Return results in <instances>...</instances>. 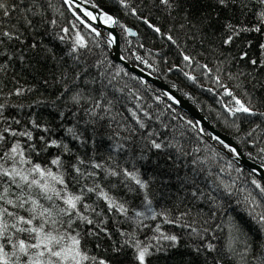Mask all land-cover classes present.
Wrapping results in <instances>:
<instances>
[{
    "label": "trees",
    "instance_id": "16d2710c",
    "mask_svg": "<svg viewBox=\"0 0 264 264\" xmlns=\"http://www.w3.org/2000/svg\"><path fill=\"white\" fill-rule=\"evenodd\" d=\"M81 1L112 15L125 28L135 30L137 36L133 38L116 25L123 57L155 74L188 99L218 130L233 138L248 158L262 165L264 154L259 148L264 147V118L231 115L225 110L231 97L223 95L224 88L215 83L219 76L244 101L249 99L247 92L255 109L264 112V69L256 71L247 59L239 58L244 51L252 58L259 57L264 35L243 33L232 44L223 43L226 36L223 25L229 19L234 24L254 22L251 7L243 9L237 4L221 9L218 17H212L210 26L206 22L197 30L189 28L185 13H191L195 23L199 19L197 13L207 15V12L201 13V5H193V0H171V7L159 0H125L128 8L119 0ZM29 2L24 0L25 4ZM8 3L11 6L12 0ZM37 4L34 8L37 14H27L32 20L31 27L18 19L16 12L3 18V30H18L23 43L12 40L0 46L11 56V59L0 56V64H6L0 71V103L5 104L3 116L8 118L0 119V131L9 124L16 131L27 128L37 138L28 143H36L38 147L43 143L38 139L40 136L46 141H58L60 148L41 149L38 155L31 149L26 152L34 163L52 167L54 172L57 169L50 161L57 155L64 168L82 159L85 161L80 165L82 170L99 171L106 190L125 204L132 217L126 219L118 213L107 217L104 226L117 244L124 239L121 231L133 232L140 240L155 243L152 238L158 235L157 225L163 233L178 236L177 247H167L168 242L162 241L165 250L149 257L148 264H204L205 256L194 249L209 241L218 251L225 248L233 224L255 239L258 226L248 215L252 206L244 199L249 192L260 198L259 190L251 183L256 179L264 185L260 177L229 157L228 149L207 131H200V126L194 128L197 122L168 100L164 92L145 81L141 83V79L115 63L110 43L82 25L64 0H37ZM133 9L136 15H132ZM145 19L160 27L161 33L149 28ZM53 20L55 24L51 23ZM65 28L67 33L63 31ZM76 33L84 38L87 47L72 52ZM169 35L176 43L167 38ZM61 36L65 39L61 40ZM249 41L251 47H247ZM33 42L38 45L35 49L29 47ZM184 54L192 57L190 64L183 60ZM20 56L24 59L20 60ZM136 56L151 67L141 64ZM203 65L211 68L212 73H206ZM120 68L124 71H119ZM17 88L24 90L22 96L9 95ZM77 93L78 103L72 99ZM16 120L20 123L16 124ZM32 120L48 131L32 128ZM19 139L25 144L26 138ZM153 141L161 147L155 148ZM65 144L68 151L63 147ZM92 163L103 168L92 169ZM105 170H115L120 175L107 176ZM125 170L134 173L145 187L124 177ZM260 199L264 203V198ZM98 203L104 207L102 201ZM146 207L157 213L156 219L140 222L135 212H145ZM166 219L175 223H167ZM205 228L209 231L205 232ZM86 239L92 252L110 264H137L133 250L127 246L114 252L112 247L116 245L107 240L102 241L101 248H95L93 238ZM223 264L234 261L225 256Z\"/></svg>",
    "mask_w": 264,
    "mask_h": 264
},
{
    "label": "snow or ice",
    "instance_id": "6c2138e0",
    "mask_svg": "<svg viewBox=\"0 0 264 264\" xmlns=\"http://www.w3.org/2000/svg\"><path fill=\"white\" fill-rule=\"evenodd\" d=\"M64 2L71 4L72 0H64ZM119 2L124 8H128L125 0H119ZM159 3L171 7V0H159ZM195 4L201 5V13L207 12V15L197 13L199 19L195 23L191 18L192 14L185 13V20L189 28L197 30L204 26L206 22L210 26L213 22L212 17L214 15L218 17L221 9H228L237 4L243 9L251 7L254 18L253 23L234 24L229 19L223 25L226 32L223 40L225 45L232 44L243 33L264 35V0H193V5ZM35 7H38L37 0H30L28 4H25L24 0H12L11 6L8 0H0V46L12 40L23 43L21 40L22 34L18 30H3V18L11 17L12 13L16 12L18 14L17 18L22 19L27 27H31L32 20L28 18L27 14H37L34 11ZM93 7L96 6L93 5ZM84 15L93 21L97 19L88 11H85ZM132 15H136L135 9L132 10ZM100 19L109 27L119 25L129 35H135L134 32L114 19L112 15L101 13ZM51 23L55 24V21L53 20ZM81 23H84V21L81 20ZM144 23L154 32L161 33V28L154 26L147 19L144 20ZM86 26L90 27L89 25ZM184 26V24H181V27ZM63 31L67 33L68 29L65 28ZM92 31L97 36L100 35L96 29L93 28ZM109 36L111 38L109 42H115V37L111 34ZM167 38L176 43L171 35ZM60 39L64 40L65 37L61 36ZM37 46L34 42L29 45L33 49ZM251 46V41H249L247 47ZM86 47L87 44L84 38L76 33L71 51L76 52L78 48ZM259 49L260 56L257 58L249 56L247 51H244L239 57L241 60L247 59L256 71L264 69V42L259 44ZM0 56H8V59H11V56L2 47H0ZM19 59L23 60L24 57L20 56ZM121 59H124V57H121ZM136 59L141 64L151 67L140 56H136ZM183 60L190 64L192 57L184 54ZM4 67H6V64H0V71H3ZM202 67L208 74L213 71L207 65ZM119 71H124V69L120 68ZM125 74L127 75L126 72ZM185 75L188 76V79L195 81L194 77L187 73ZM133 78L137 79L136 77ZM140 82L143 83L144 81L141 79ZM215 83L224 88L223 95L231 97L230 104L225 105V110L231 115L235 116L237 113H241L250 117L259 116L264 118V112L255 109L251 96L247 92L245 95H248L249 99L244 101L238 98L227 85H224L219 76L215 78ZM23 94L24 90L22 88H17L9 93V95L14 96H22ZM164 95L173 104L179 103L169 93L165 92ZM72 99L78 103L80 100L79 93L73 96ZM4 108L5 104L0 103V119L6 121L8 118L3 116ZM133 115L135 116V113ZM137 122L139 123V121ZM15 123L19 124L20 121L16 120ZM31 124L32 128L40 129L43 132L48 131L47 128H43L35 120H32ZM140 126L144 127L142 123ZM197 126L198 124H193L194 128ZM255 130L253 129V132ZM200 131H203V129H200ZM68 132L71 133L72 129L69 128ZM249 135L251 136L252 133L250 132ZM9 136L14 139L9 140ZM20 137L26 138L25 144L21 143ZM34 139L37 138L27 128L23 131H16L9 124L3 128V131H0V264H110V261L100 258L92 252L87 237L93 238L95 248H101L102 241L105 240L109 241L110 245H116L112 247L114 252H119L125 246L131 248L137 264H148L149 257L165 250L162 241L168 242L167 247H177L179 245L178 236L163 233L159 225L155 228L158 235L152 238L155 243L142 241L133 232L121 231L120 235L124 239L117 244L112 239L110 230L104 226L107 224V217L113 213H118L126 219H132V217L129 216V210L125 204L106 190L107 186L103 184L99 171L82 170L80 165L85 163L82 159H78L77 163L64 168L59 155L50 161V164L57 169L55 172L52 167L34 163L30 154H26L28 149L38 155L41 149L61 147L58 141H46L44 136L38 137L39 141L43 142L39 147L36 143H28ZM212 139L217 140L239 159L240 153L236 148L226 144L218 136H212ZM153 146L157 149L161 147L155 141H153ZM63 147L65 151H68L66 144ZM259 152L264 154V147L259 148ZM261 166L264 167V162ZM90 167L100 170L103 165L92 163ZM238 171L240 170L238 169ZM105 172L107 176L120 175L115 170H105ZM123 176L134 181L141 188L145 187V184L134 173L125 170ZM251 183L259 190L260 198H264V185L256 179H253ZM228 187L231 186H226V189ZM92 197H95V200ZM260 198L249 192L244 199L246 204L252 206L248 215L258 226L256 238L252 239L240 229L239 225L233 224L229 233L231 239L225 248L218 251L216 245L209 241L202 247L194 249L198 254L205 256L204 264H209L210 261L211 264H223L225 256L233 260L234 264H264V203L261 202ZM101 201L104 207H99L98 202ZM145 212L151 213V215L146 216ZM145 212L137 211L135 217L140 218V222H142V219H156L157 213L150 207H146ZM94 217H99V219ZM165 222L175 223V221L167 219ZM81 225L85 227L82 228ZM187 227L191 226L188 225ZM191 231L199 234L195 228H191ZM204 231L207 232L209 229L205 228ZM233 233L238 235H233ZM241 237L244 238L242 243ZM256 241H259V243ZM107 250L105 248V251ZM210 253H216V255L209 256Z\"/></svg>",
    "mask_w": 264,
    "mask_h": 264
},
{
    "label": "water",
    "instance_id": "95a60500",
    "mask_svg": "<svg viewBox=\"0 0 264 264\" xmlns=\"http://www.w3.org/2000/svg\"><path fill=\"white\" fill-rule=\"evenodd\" d=\"M67 5L72 11V13L73 14L75 13L74 16L76 18L79 17L78 21L80 23H81V20L84 21V23H81V24L84 25L87 29L91 31L93 28L96 29V31H98L100 35L103 36L108 42L111 39L109 34L115 37V42L113 43L109 42L111 58L115 63L123 66L129 73L133 74L139 79H142L143 81L155 86L162 92L164 93L167 92L173 97H175L179 101V103L175 105L183 109L186 113H188V115L191 116L197 122L198 126H200L202 129H204L210 134L211 138L212 136H218L226 144L230 145L231 147L236 148L237 151L240 153L239 159H237L229 151H226V154L229 157H231L233 160H235L238 164H240L242 167L254 172L255 174L259 173L257 175L260 177V179L262 180L264 184V167H262L260 163L248 158L243 152L240 145L233 138H231L224 132L218 130L212 124V122L200 110H198L188 99L184 98L174 89H172L169 85H167L164 81H162L158 76L146 70L141 71V68L127 61L125 58L121 59V57H123L121 37L116 28V25L109 27L107 24L103 23L100 19L101 12L97 9H94L84 4L81 0H72V3L67 4ZM85 11L91 12L94 16L97 17V19L95 21L90 20L88 17L84 15ZM86 25H89L90 27ZM128 29H130L132 32L135 33V35H129L127 33L128 36L133 37V38L137 36V33L135 30H133L132 28H128Z\"/></svg>",
    "mask_w": 264,
    "mask_h": 264
},
{
    "label": "bare ground",
    "instance_id": "6f19581e",
    "mask_svg": "<svg viewBox=\"0 0 264 264\" xmlns=\"http://www.w3.org/2000/svg\"><path fill=\"white\" fill-rule=\"evenodd\" d=\"M117 28V27H116ZM117 30H118V28H117ZM119 32V31H118ZM127 33V32H126ZM120 34V33H119ZM121 37V36H120Z\"/></svg>",
    "mask_w": 264,
    "mask_h": 264
}]
</instances>
